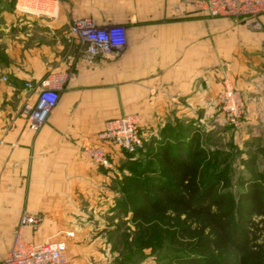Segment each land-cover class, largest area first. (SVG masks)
Masks as SVG:
<instances>
[{
  "label": "crops",
  "instance_id": "crops-1",
  "mask_svg": "<svg viewBox=\"0 0 264 264\" xmlns=\"http://www.w3.org/2000/svg\"><path fill=\"white\" fill-rule=\"evenodd\" d=\"M57 1V16H36L0 0V27L6 34L29 22L42 33L29 48L22 44L30 38L6 36L12 61L0 59V263L25 213L42 215L38 229L26 227L25 237L43 243L69 230L83 235L90 210L97 218L115 208L121 197L119 165L127 154L97 138L109 119L139 115L145 154L167 143L179 144L188 154L198 148L202 127L214 129L223 121L218 94L229 78L248 109L239 146L258 144L264 164V30L249 29L231 17L206 18L182 0ZM70 12L71 17L88 16L98 25L122 28V55L79 61L69 70L57 58L62 43L67 47L69 41L54 35L70 23ZM69 71L75 76L61 84L47 123L32 130L25 104L37 101L49 76ZM85 141L107 148L116 167L96 166L82 151ZM100 248L68 247V253L75 264H111Z\"/></svg>",
  "mask_w": 264,
  "mask_h": 264
},
{
  "label": "trees",
  "instance_id": "trees-1",
  "mask_svg": "<svg viewBox=\"0 0 264 264\" xmlns=\"http://www.w3.org/2000/svg\"><path fill=\"white\" fill-rule=\"evenodd\" d=\"M181 150L167 143L148 151L147 157L159 156V167L136 157L138 151L128 156L133 166L123 172L116 206L146 231L138 238L139 256L152 248L159 262L264 264V177L245 180L236 195L225 188L230 164L219 168L212 159L205 163L200 150ZM165 234L176 247L162 244Z\"/></svg>",
  "mask_w": 264,
  "mask_h": 264
},
{
  "label": "built area",
  "instance_id": "built-area-1",
  "mask_svg": "<svg viewBox=\"0 0 264 264\" xmlns=\"http://www.w3.org/2000/svg\"><path fill=\"white\" fill-rule=\"evenodd\" d=\"M4 1L14 2L16 9L28 15L57 16L59 13L57 0ZM183 2L194 5L198 10L213 17H231L237 21L242 19L248 27L253 29L261 27L260 19L264 15V0H183ZM70 33L81 45L83 57L89 60L117 59L126 46L122 28L98 25L92 17L88 16L78 19L71 27ZM68 76L73 74L49 76L43 81L37 101L35 103L28 101L25 104L24 112L32 130L39 131L47 123L57 105L61 84ZM4 79L7 78L4 77ZM220 109L228 122L237 127L248 118L244 97L229 78L225 79ZM97 138L126 153H136L143 146L139 115L126 113L109 119ZM82 151L96 166L107 171L114 169L111 153L103 145L85 141L82 144ZM42 220L41 214L25 213L23 215L15 229L13 246L0 264H75L69 256V245L66 239H51L43 243L26 239V227L38 229ZM66 236L71 238L75 236V232L66 231Z\"/></svg>",
  "mask_w": 264,
  "mask_h": 264
},
{
  "label": "rangeland",
  "instance_id": "rangeland-1",
  "mask_svg": "<svg viewBox=\"0 0 264 264\" xmlns=\"http://www.w3.org/2000/svg\"><path fill=\"white\" fill-rule=\"evenodd\" d=\"M183 1V0H182ZM185 5H190L194 8V10L199 11L201 15L205 16L206 18H210L213 16L207 15L201 10H198L196 6L183 2ZM68 15V14H67ZM71 12L69 13V20L70 23L68 25H64L55 33V37H61L68 40L69 44L67 47L64 43H62L63 49L61 50V54H58L57 58H60L61 62L67 64L69 70H74L79 61L86 60L88 63L94 62L95 60L85 59L81 52V45L76 41L75 37L70 33L71 27L74 23L84 17H71ZM87 17V16H86ZM4 20L3 17H0V21ZM239 21H243L240 19ZM261 27L252 30H264V17L262 16L261 19ZM30 23V22H29ZM24 25L23 29L19 30L14 27L10 28L9 31H4L5 28L0 27V59L6 62L10 61L11 59L8 58L6 55V46L4 38L8 35L15 36L16 34L23 35L30 39H26L25 44L22 45L26 48H29L30 45L32 46L31 39L39 36L40 30L34 28L31 24ZM19 31L21 33H19ZM5 32V33H4ZM44 35V34H43ZM60 40H55L56 47H60L61 45ZM65 46V47H64ZM24 57V56H23ZM25 58V57H24ZM23 61V58L20 59ZM12 61V60H11ZM57 63V61H55ZM72 72V71H69ZM75 76V73H70ZM2 75L0 76V78ZM7 76L4 75L3 78ZM226 79V78H225ZM225 79L223 80L222 89L218 94V106L217 110L218 113H222L220 109L221 105V93L225 87ZM30 85V84H29ZM235 85V84H234ZM237 89V87H235ZM239 90V89H237ZM240 91V90H239ZM241 92V91H240ZM242 93V92H241ZM247 108V106H246ZM248 112V109H247ZM217 113V114H218ZM224 115V114H223ZM244 124V123H243ZM243 124L239 127L234 126L228 122L224 115L223 121H217L215 123V128L207 130L203 128V133L199 135V145L196 148V151H201V159H204V162H212L215 161V166L218 165L219 168L228 165V181L225 183L227 190H230L232 193L238 195L242 189H244L247 185V179L250 177L258 180H263L264 177V164L261 161L262 157L260 154V146L255 142H253L249 146H245L242 149L239 146V135ZM206 127V126H205ZM208 128V127H207ZM142 132V129H141ZM146 146V140L143 136V146L141 150L138 151V154H135L136 157L144 158L147 162H150L152 165L153 163L159 167V156H151L148 157L144 153V148ZM150 151V150H149ZM126 153V152H125ZM127 158L124 161H121L119 168V182L122 179L123 172L128 171L130 166H133L128 159L130 153H126ZM134 154V153H133ZM217 161H216V160ZM259 161V162H258ZM218 163V164H217ZM261 163V164H257ZM214 164V163H213ZM114 167H116L114 162ZM118 167V166H117ZM218 168V169H219ZM215 169V168H214ZM213 169V170H214ZM217 170V169H216ZM212 172V171H211ZM245 184V185H244ZM120 189V188H119ZM120 193L121 190H120ZM88 207H90L88 205ZM88 220L86 221L87 228L85 229V233L83 235H78L75 233V236L68 238L65 233L59 234L57 237L58 239H68L69 251L72 250V247H101L102 254L107 259V261L111 264H135L137 260H140L139 264L145 262V264H183L184 261H179L174 259L173 257H168L164 261L159 262L156 258V254L154 253L152 248L145 249L146 254L142 257L139 256V250L137 247L139 246L138 238L140 235H146V231L140 230L138 224H134L131 218V214L125 213L122 207H117L106 210L104 212H99L98 217L95 218L94 209L89 211ZM170 223V221H169ZM171 223L175 225V221L171 220ZM85 228V227H84ZM66 236V237H65ZM181 236L179 235L178 238ZM148 239V236L142 237ZM169 238V239H168ZM135 240V241H134ZM166 246H173L176 247V244H173L170 240V237L165 234L162 237V244ZM174 243H177L174 241ZM173 244V245H172ZM75 249V248H74ZM77 252V251H75ZM71 254V252H70ZM142 257V258H141Z\"/></svg>",
  "mask_w": 264,
  "mask_h": 264
}]
</instances>
